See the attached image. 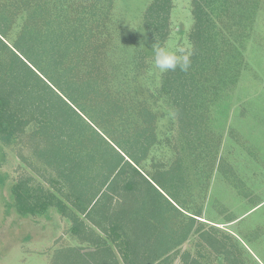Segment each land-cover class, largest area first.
<instances>
[{"label":"rangeland","instance_id":"1","mask_svg":"<svg viewBox=\"0 0 264 264\" xmlns=\"http://www.w3.org/2000/svg\"><path fill=\"white\" fill-rule=\"evenodd\" d=\"M153 2L110 0L106 19L107 0H83V5L92 6L88 22L99 27L96 36L117 83L129 85L135 110L146 108L153 116L155 144L139 165L136 181L140 188L146 186L142 178L151 183L169 212L146 218V224L136 222L127 212L133 198L118 183L116 193L98 200L91 215L82 214L64 165L45 152L49 141L33 135L29 123L14 144L2 145L0 264H61L63 249L100 252L94 256L101 264H125V235L148 263L186 229V240L167 253L171 264H264V0H226L223 6L209 0L203 6L208 20L203 33L214 49L196 61L193 0H168V19L158 31L147 14ZM18 30H8L9 48ZM154 44L191 51L192 93L181 99L174 91L163 92L170 71L155 69ZM86 183L77 186L84 196L98 187ZM16 184L50 192L52 205L42 215L19 216L12 205ZM58 202L66 207L64 213L56 208ZM115 223L119 237L111 232Z\"/></svg>","mask_w":264,"mask_h":264},{"label":"trees","instance_id":"2","mask_svg":"<svg viewBox=\"0 0 264 264\" xmlns=\"http://www.w3.org/2000/svg\"><path fill=\"white\" fill-rule=\"evenodd\" d=\"M107 1L102 16L105 19L111 8ZM167 1L154 0L147 9L148 18L156 25L154 31L160 29L161 22H167ZM208 1L193 0L197 21L193 61L214 49L203 33V25L208 22L203 6ZM218 1L221 6L226 2ZM91 9H86L83 0H0V162L4 159L2 145L14 144L31 123L32 134L50 143L45 152L64 165L66 179L74 185V204L82 214L91 215L97 201L116 193L120 183L133 198L124 212L126 209L136 222L145 223L146 218L163 217L169 212L160 205L157 198H164L151 183L142 178L146 186L140 188L138 184L142 183L136 181L139 165L155 144L153 116L146 108L135 110L131 88L126 82L117 83L110 60L105 58L104 43L96 36L99 27L89 25ZM13 26L19 34L14 35L9 48L6 37ZM170 73L163 92L174 91V96L181 99L192 93L196 82L189 71ZM85 182L98 183L92 193L85 190L86 196L77 188ZM155 183L161 185L157 179ZM11 193L19 216L42 215L54 201L50 192L28 184H16ZM55 206L61 213L66 211L60 202ZM116 227L115 223L111 232L119 237ZM188 230L166 253L150 256L155 260L148 263L133 248L137 243L122 236L125 264H171L167 253L186 240ZM159 238L157 235L155 241Z\"/></svg>","mask_w":264,"mask_h":264},{"label":"clouds","instance_id":"3","mask_svg":"<svg viewBox=\"0 0 264 264\" xmlns=\"http://www.w3.org/2000/svg\"><path fill=\"white\" fill-rule=\"evenodd\" d=\"M153 64L160 73L176 71L187 72L191 67V51L173 44H154L152 46Z\"/></svg>","mask_w":264,"mask_h":264},{"label":"crops","instance_id":"4","mask_svg":"<svg viewBox=\"0 0 264 264\" xmlns=\"http://www.w3.org/2000/svg\"><path fill=\"white\" fill-rule=\"evenodd\" d=\"M63 250H64V251H62L63 254L61 253V255H63V256L59 259L61 264H101V263H103L102 261H100V260L98 261L95 259V256H94L95 254H93L95 252L83 253L84 252L83 251L82 254H78V253L73 254L72 250H66V249H63ZM55 251H57V250L55 249ZM109 259L107 260V263L110 262ZM112 262H114V264H120L118 262V260H113ZM55 264H57V263H55Z\"/></svg>","mask_w":264,"mask_h":264}]
</instances>
